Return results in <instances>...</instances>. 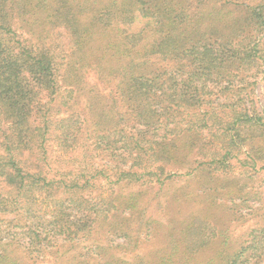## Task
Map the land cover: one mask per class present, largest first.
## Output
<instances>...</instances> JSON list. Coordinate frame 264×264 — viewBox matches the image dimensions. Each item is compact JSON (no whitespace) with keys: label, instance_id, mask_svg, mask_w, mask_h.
Returning a JSON list of instances; mask_svg holds the SVG:
<instances>
[{"label":"trees","instance_id":"1","mask_svg":"<svg viewBox=\"0 0 264 264\" xmlns=\"http://www.w3.org/2000/svg\"><path fill=\"white\" fill-rule=\"evenodd\" d=\"M46 23L67 39L39 35ZM260 82L264 0H0V184L10 187L0 192V264H264L260 213L239 234L193 221L164 256L117 254L137 239L128 222L143 190L127 185L163 187L194 163L193 173L226 171L242 149L243 165L264 163ZM54 128L65 148L88 145L104 162L52 176ZM216 139L223 152L210 153ZM250 172L229 198L246 200Z\"/></svg>","mask_w":264,"mask_h":264},{"label":"rangeland","instance_id":"2","mask_svg":"<svg viewBox=\"0 0 264 264\" xmlns=\"http://www.w3.org/2000/svg\"><path fill=\"white\" fill-rule=\"evenodd\" d=\"M248 1L254 2L257 0ZM43 26V28L39 27L37 30L39 35L42 34L50 38L64 37L66 39L69 35L64 26L50 23ZM19 32L27 37L32 35L27 28H20ZM32 38L35 39L33 35ZM66 45L67 53H71L73 45ZM86 70L89 71V68ZM93 75L88 76L86 74L88 76L86 82L94 81ZM263 86L262 82L257 85V91L262 92V94L264 91ZM54 129L47 142L52 176L59 179L62 177V173H69L65 175L66 178L71 176L82 177L83 173H87V168H90L93 163L98 165L104 162L102 157L88 145L85 148L79 146L65 148V144L61 142L59 129ZM224 146L225 142L223 140L216 139L215 142L209 145V152H223ZM235 153L238 154V158L232 159L233 167L226 171L212 170L211 172L206 169L202 170L201 174L193 173V170L197 167L194 163L189 169H181L178 175L172 179H166V184L163 187H160L154 181L147 183L143 180L140 182L134 181L127 185L125 188H128V190H143L139 207L130 215L131 220L128 222L137 239L133 247L130 249L125 248L128 250H121L117 254L128 261L149 260L156 256L167 255L173 251V245L176 242H181L184 245L185 235L191 233L186 230L182 232V229L193 221L198 225L203 223L205 225H218L224 229H232L236 234L244 233L256 227L259 221V213L264 214V163L253 166L250 160V164L243 165L240 159L246 162L249 159L248 155L244 149L236 150ZM191 155L196 161L197 154L191 153ZM198 158L203 163L210 161L208 160L209 157L205 159ZM197 163L199 162L197 161ZM201 165L203 168V164ZM243 169H249L250 173L254 175L253 180L244 179L240 183L246 200L242 201L240 194L229 198V188L237 185L236 179ZM188 171L191 173L189 174ZM98 180L95 182L94 187L98 191H102L103 194H108L107 180ZM9 190L10 187L3 182L0 184V192L6 194ZM261 202L262 206L259 205ZM254 210H258L257 213L254 214ZM253 214L257 215L258 218L255 219ZM101 235V230L99 232V229H97L94 237L97 239ZM190 240H192L191 237ZM119 241H124V238H120ZM200 252L198 257L203 259L210 255L209 249H203Z\"/></svg>","mask_w":264,"mask_h":264}]
</instances>
